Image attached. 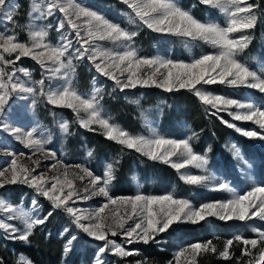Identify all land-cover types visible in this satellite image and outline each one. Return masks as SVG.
<instances>
[{"label": "snow or ice", "instance_id": "6c2138e0", "mask_svg": "<svg viewBox=\"0 0 264 264\" xmlns=\"http://www.w3.org/2000/svg\"><path fill=\"white\" fill-rule=\"evenodd\" d=\"M121 3L129 9L130 22L138 23L157 33L203 41L216 51L200 55L191 62L175 61L163 56H141L133 47L137 31L121 27L77 0H31L28 39L20 41L13 29L0 32V131L32 149L33 154L40 153L45 159L55 160L56 153L46 150L45 147L49 140L37 135V128L25 130L14 127L7 121L6 105L13 96L21 100L31 98L30 107L33 110L40 98H43L53 107L71 109L80 127L92 132L99 131L106 139L134 150L152 161L170 164L177 171L190 165L207 172L206 153L195 152L191 143L195 133L183 139L164 137L154 129L151 136L134 135L116 123L111 116L103 113L100 103L103 97L99 88H95L88 96L81 94L73 85L76 75L74 60L86 59L97 73L112 80L121 91L135 89L138 85L155 86L168 92L187 89L193 92L202 104L215 110L212 112L213 116L227 112L234 121H251L259 127V131L242 129L236 123L219 116L227 127L235 129L245 137L264 140V110L251 102L214 95L203 89L205 85L219 83L237 88L246 87L264 94V72L258 74L237 59L251 43V35H234L247 33L256 27L259 17L255 10L260 9V4L249 3L248 0H199L200 4L218 10L226 16L225 23L221 25L197 19L190 10L183 8L178 0H121ZM17 7L11 0H0V18L14 24ZM57 12L62 16L56 26V31L61 35L59 42L53 44L48 39L52 25H38L36 22L47 20ZM105 40L119 44L120 50L106 49L97 43ZM6 55L14 56V59H6ZM22 57H30L50 73L46 77L49 81L56 79L62 83L55 87L49 84L46 88L44 78L32 81L28 69L16 67L17 61ZM9 67L11 70H6ZM145 68L148 69L147 74H142ZM17 73L23 74L29 82L21 80ZM198 85L200 87H197ZM94 125L97 127H93ZM59 127L65 134H70L69 121L60 122ZM229 151L236 157L240 156V150L235 144L229 146ZM4 154L11 159L4 166H0V189L6 185H27L39 196L50 201L54 209L62 208L72 218L76 228L96 241L103 242L98 249L95 264H105L102 258L104 254L126 258L138 253V250H129L124 244L110 237L123 236L127 239V244H148L150 241L158 243L156 237L166 233L174 224H198L207 217L215 216L225 221H249L254 218L264 221V184H254L248 191L233 195L230 199L205 202L197 207L189 200L177 198L172 193H137L133 196L113 197L110 195V184L115 179L113 163L107 164L102 175H95L85 165H64L61 161L49 165L45 171L37 172L41 163L39 158L31 160V157H28L31 160L30 166L27 163H18L24 153L5 151ZM87 155L91 157L93 151L89 150ZM177 155L180 162L172 160V157ZM53 171L54 174L49 176L48 173ZM86 177L89 180L88 185L81 188L75 184V180L83 181ZM180 178L190 185L207 187L211 184L217 190L233 191L228 183L216 181L211 175L182 173ZM81 192L87 195H82ZM94 196L106 198V203L94 212H85L69 204L74 198L91 199ZM33 204L35 206L36 202ZM109 205L117 206V211L112 213L111 219L105 215V209ZM120 206L125 207L123 213L118 211ZM0 210L9 214L7 220H0V230L10 239L25 243L29 242L33 230L45 224L52 215V212H49L44 217H33L2 197ZM13 220L22 221L23 227H17L10 222ZM129 220L132 221L131 225H127ZM251 231L256 234V238L237 235L228 239L223 249L218 252L219 257L232 259L230 249L235 241L243 245L240 256L236 258V264H241V261L243 264H264V230L252 228ZM76 239L77 237L72 235L67 240L63 249L65 254L72 250ZM217 251L212 241L190 243L179 247L168 264H181L182 257L186 261L190 257V264H195L197 256L216 254ZM0 264H5L2 257ZM18 264L33 262L21 256ZM137 264L146 262L137 261Z\"/></svg>", "mask_w": 264, "mask_h": 264}, {"label": "rangeland", "instance_id": "374dc122", "mask_svg": "<svg viewBox=\"0 0 264 264\" xmlns=\"http://www.w3.org/2000/svg\"><path fill=\"white\" fill-rule=\"evenodd\" d=\"M77 2L103 14L108 20L120 24L121 27L129 31H137L138 35L134 38L133 47L139 51L141 56H163L175 61L191 62L200 55L216 51V49H213L203 41L191 40L190 38L168 33H157L138 23L130 22L128 18L129 9L121 3V0H77ZM248 2L255 3L254 0H248ZM11 3L18 5L15 9V23H9L0 18V32L5 31V29H13L18 34L20 41H26L28 39V25L31 23V18L28 15L31 11V0H11ZM178 3L183 8L190 10L193 16L202 21H213L221 25L226 21V16L218 10L204 6L203 17H197L192 12L191 7L193 5L188 8L182 4V0H178ZM255 11L259 17L256 27L249 30L247 33H237L234 35H251V43L248 48L237 56V59L251 70L260 74L264 72V8H262L260 12L258 9ZM61 18V14L57 12L47 20L36 22L38 25H52L49 29L48 39L53 44L58 43L60 39L61 33L56 31V26ZM65 34H67L66 30ZM97 43L106 49L120 50V45L113 44L111 41L105 40L98 41ZM6 59H14V56L7 57L6 55ZM74 63L76 64V75L73 80L75 88L85 96L90 95L95 88H99L101 90L100 94L103 97L100 101L103 113L107 116H111L116 123L130 133L134 135L151 136L154 129L159 135L175 139L187 138L195 133V137L191 143L195 152L200 154L206 153L208 158L207 172L196 169L190 165L177 171L172 168L170 164H166L175 172V174H171L170 178H167L163 173H160V168L165 163L152 161L134 151L138 158H133L131 167L127 173V182L132 185L133 192L114 194L112 193V189H114L115 179L119 172L118 164L122 153L121 151L110 152L108 156L107 153L104 152L101 161L96 160L94 152L93 155L89 157L87 153L89 150L93 151V149L86 143L84 137L82 136L80 139H77L74 134H71L70 129V134H65L59 127L60 122L65 120L69 121L70 127L72 123L76 126H80L76 123V115L71 109H69V113L72 116V120L67 117V114L63 110L47 104L43 98H40L36 108L33 110L30 107L31 98L29 100H21L17 99L15 96H13L6 105L7 121L14 127H21L25 130H29L33 127L37 128V135L49 140V143L45 146L46 150L54 151L56 153V159H45L40 153L33 154L32 149L25 147L11 135L0 131V166H4L6 162L11 159V157L4 154L5 151H11L17 154L24 153V156L18 163H27L30 166L31 160L39 158L41 163L40 167L37 168V172L45 171L48 169L49 165L61 161L64 165H85L95 175H102L107 164L113 163L115 166V179L110 184V195L113 197L133 196L137 193L146 195L172 193L177 198L189 200L197 207L205 202L230 199L233 195L248 191L254 184H264V140L245 137L235 129L230 128V134L227 135L223 141H219L217 147L214 148L212 138L206 136L204 139H201L200 133L192 128L184 116L179 115L180 108L178 105L172 107L164 98L155 102H148L142 94L143 92H135L137 89L147 87L138 85L135 89H125L121 91L112 80L97 73L86 59L83 61L74 60ZM16 67L28 69L31 73L32 81L44 78L46 88L49 84L55 87L62 83V81L56 79L49 81L46 77L49 76L50 73L42 69L41 66L30 57H22L20 61H17ZM6 70L10 71L11 68L9 67ZM147 71L148 69H143L142 74H147ZM81 72H85L83 76H81ZM17 75L21 80L29 82L23 74L17 73ZM85 80H87L89 84L87 88L82 86ZM197 87H200V85ZM203 89L214 95L230 97L242 102H251L264 110V94L259 93L258 90L248 89L246 87H231L219 83L205 85ZM184 90L189 91L187 89ZM127 91H130V93L126 94ZM118 92L124 97V101L132 103L135 108V113L132 114V117H134L136 121V126L134 128H128L117 118V115L111 110L109 104L106 103L108 99H110V101L116 100L119 97ZM204 106L210 113L215 111L211 109L210 106ZM231 110L235 111V109ZM219 116H223L224 120H228L231 123H236L237 126L242 129L259 131V127L251 121H234L227 112H221L218 117ZM93 127L97 126L94 125ZM96 132L99 133V131ZM200 142H202L203 145L202 150L196 148L197 143ZM232 144H235L240 150L239 157L234 156L233 153L229 151V146ZM209 148L211 150L207 151ZM28 157H31V160H29ZM172 160L180 162L179 155L172 157ZM144 162H147L145 164L146 168H143ZM182 173L211 175L216 178V181L228 183L233 191L226 192L217 190L211 184L207 187L204 185H190L180 178ZM48 174L51 176L54 174V171ZM157 180L160 186H156ZM88 183L89 180L87 177L83 181L75 180V184L81 188L83 185H88ZM15 185L19 187V190H22V187H24L19 194V202L17 203L13 202L12 197V191ZM15 185H6L4 188L0 189V197L33 217L46 216L43 212L46 204H48L52 210H55L52 203L46 198L39 196L33 188L23 184ZM81 194L87 195V193L83 192H81ZM34 201L36 202L35 206L33 204ZM104 203H106V198L102 196H94L91 199L74 198L72 201H69L71 206L84 210L85 212H94ZM60 210L65 213L69 220V224L65 228V243L70 236L75 235L77 239L73 242L72 247L78 245V249L83 250L87 245L92 246L94 244L97 246L93 259V264H95L98 249L103 242L96 241L94 238L87 236V234L76 228L72 223V218L62 208ZM114 211H117V206L109 205V207L105 209V215L111 219ZM118 211L123 213L125 207L120 206ZM8 215V213L0 210V220H7ZM10 222L16 224L17 227H23V223L20 220H13ZM131 224L132 221H127V225ZM252 228L264 230V221H260L257 218L249 221H238L235 219L225 221L215 216L207 217L198 224H174L166 233H162L156 237V240L159 241L158 243L150 241L148 244L142 242L127 244V239L123 236L118 235L116 237H110L124 244L129 250H138V253L126 258H120L112 254H104L102 258L105 264H116L119 259H121L123 264H137V261H144L146 264H168V261L172 260L174 252L179 247L190 243L212 241L218 250L217 253L201 254L196 257L195 264H220L218 259L226 261V264H236V258L240 256L243 248L242 244H238L234 241L233 247L230 249V253H232V259L230 260L219 257L218 252L223 249L224 243L228 239H232L237 235H241L245 238H256V234L251 231ZM0 237L10 239L3 230H0ZM143 246L161 250L167 257L159 263L158 260L151 259V257L147 255V251L143 249ZM21 256L33 262L27 254L22 252L16 255L18 261ZM245 259L247 258L245 257ZM190 260V257L187 261L182 257L181 264H190ZM33 264L36 263L33 262ZM241 264H243V261H241Z\"/></svg>", "mask_w": 264, "mask_h": 264}, {"label": "trees", "instance_id": "16d2710c", "mask_svg": "<svg viewBox=\"0 0 264 264\" xmlns=\"http://www.w3.org/2000/svg\"><path fill=\"white\" fill-rule=\"evenodd\" d=\"M254 2L260 4L261 7L258 9L260 12V10L264 8V0H254ZM182 4L188 8L193 5L191 7L192 12L197 17H203L205 8L199 1L182 0ZM84 73L81 72V76H83ZM82 86L87 88L89 86L88 81L85 80ZM135 92H143L142 94L148 102H155L164 98L172 107L178 105L180 108L179 115L184 116L192 128L200 133L201 139H204L206 136L212 138L214 148L217 147L219 141H223L231 132L230 128L222 123L218 116H213L191 91L179 89L168 92L164 89L147 87L137 89ZM119 93L120 92H118L119 97L116 100L110 101V99H108L106 103L109 104L111 110L117 115V118L128 128H134L136 126V121L134 117H132V114L135 113V108L132 103L124 101V97ZM129 93L130 91H127L126 94ZM59 109L63 110L67 114V117L72 120L69 109ZM70 131L77 139H80L82 136L84 137L86 143L93 149L96 160L98 161H101L104 152H106L108 156L110 152L121 151L122 153L118 164L119 172L117 173L112 193L122 194L133 192L132 185L127 182V173L131 167L133 158H138L134 150L124 148L116 142L106 139L102 134L82 129L74 123L71 124ZM196 148L202 150V142L197 143ZM146 163L147 162L143 163V168H146ZM160 173H163L167 178H170L171 174H175L174 170L166 164L162 165ZM156 186H160L158 180L156 181ZM23 188L24 187H22V190ZM13 189V202L17 203L19 202V194L22 190H19V187L16 185ZM43 212L44 215L52 212V215L48 217L45 224L37 226L33 230V234L29 237L28 243L0 237V257L4 259L5 263L18 264L16 255L22 252L27 254L36 264H93L94 253L97 246L94 244L92 246L87 245L85 249L79 250L78 245H74L72 250L65 254L63 251L66 239L65 228L69 224L67 216L60 209L52 210L48 204L45 205ZM143 249L147 251V255L151 257V259L158 260L159 263L167 257L161 250L151 247L148 248L146 246H143ZM218 261L220 264H226V261L220 259H218ZM116 264L123 263L121 259H119Z\"/></svg>", "mask_w": 264, "mask_h": 264}]
</instances>
